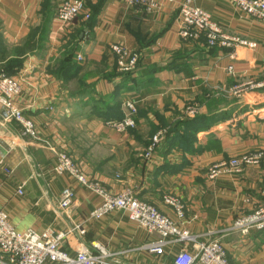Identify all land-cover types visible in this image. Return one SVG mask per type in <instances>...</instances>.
Returning a JSON list of instances; mask_svg holds the SVG:
<instances>
[{
    "label": "crops",
    "instance_id": "obj_1",
    "mask_svg": "<svg viewBox=\"0 0 264 264\" xmlns=\"http://www.w3.org/2000/svg\"><path fill=\"white\" fill-rule=\"evenodd\" d=\"M61 1L0 0V73L18 82L14 101L37 133H23L0 105V209L15 230L63 232L69 254L104 248L123 264H173L180 249L195 252L216 238L231 264H264V230L232 228L264 201V155L237 174L208 179L205 173L212 162L264 154V22L226 0H190L224 32L255 43L229 49L209 46L203 36H179L184 0L154 12L123 0H83V13L66 24L55 15ZM114 44L139 54L132 70H117ZM127 100L135 103L136 124L118 132L106 122L123 117ZM192 103L199 106L194 115L186 112ZM158 128L166 132L145 155ZM52 147L110 192L132 187L196 241L168 244L156 255L142 248L153 236L123 211L91 217L99 197L54 171ZM67 186L73 202L61 208ZM168 194L183 203V218L164 202ZM75 225L82 232H69Z\"/></svg>",
    "mask_w": 264,
    "mask_h": 264
},
{
    "label": "built area",
    "instance_id": "obj_2",
    "mask_svg": "<svg viewBox=\"0 0 264 264\" xmlns=\"http://www.w3.org/2000/svg\"><path fill=\"white\" fill-rule=\"evenodd\" d=\"M124 3L138 6L146 12H154L164 2L174 0H123ZM235 8L243 11L258 21L264 22V0H226ZM85 3L83 0H63L56 8V18L63 24L73 21L83 13ZM86 16H88L86 14ZM177 32L183 39H196L203 36L209 46H221L233 49L238 45L249 47L255 43L237 35L228 34L216 23L209 12L191 5L190 0H184L179 6L177 18ZM112 51L116 57L118 68L123 71L132 70L139 59V54L131 51L123 45H112ZM230 58L234 57L231 52ZM232 71V66H227ZM241 86H236L238 91ZM20 92L16 79L10 75L0 73V105L4 108L8 117L18 121L23 133L37 138L33 120L26 117L16 105L14 97ZM126 112L122 118L110 120L106 123L118 132H125L134 126L132 114L136 112L135 103L131 100L125 102ZM197 108L188 107L186 112L195 114ZM165 129L158 130L152 137L149 151H153L159 140L165 134ZM52 150L55 151L52 147ZM148 152L147 155H150ZM57 158L54 171L58 174H69L76 182L86 187L99 197V201L91 211L93 218L102 217L112 211L120 210L135 223L148 236L153 238L142 246L149 253L162 255L168 244L175 242H195L196 236L187 230H182L178 221L159 211L154 205L136 197L132 187H124L117 192H110L99 179L86 176L80 166L65 151H55ZM262 151L248 152L235 156L230 160H223L209 165L206 169L208 179H215L221 175L237 174L243 166L256 164L263 157ZM10 173V169L5 168ZM18 193H22L19 188ZM74 198V190L71 186L65 187L60 196L59 206L67 208ZM164 202L171 206L177 217L183 218L184 206L181 200L171 194L164 196ZM233 229L246 233L250 229L264 230V203L256 207L252 212L237 218ZM79 229L78 225L70 228L69 232ZM81 232L82 230L79 229ZM65 233L45 230L37 232L28 229L18 232L8 219V214L0 209V264H123L115 257V253L108 252L104 248L93 253L87 248L79 249L74 255L69 254L63 248ZM173 264H231L224 246L219 239H209L198 243L195 252L184 248L173 256Z\"/></svg>",
    "mask_w": 264,
    "mask_h": 264
},
{
    "label": "rangeland",
    "instance_id": "obj_3",
    "mask_svg": "<svg viewBox=\"0 0 264 264\" xmlns=\"http://www.w3.org/2000/svg\"><path fill=\"white\" fill-rule=\"evenodd\" d=\"M137 65V64H136ZM116 68H117V70L119 71V72H127V71H123V70H120L119 68H118V64H117V62H116ZM128 71H130V70H128ZM188 107H196L197 109H198V103H195V104H190V105H187L186 106V108H188ZM198 111V110H197ZM126 112V111H125ZM132 117H133V119H134V126H132V127H130V128H128V130H132L134 127H135V124H136V121H135V113L134 114H132ZM160 129H162V128H160ZM159 128L151 135V138H150V142H149V144L147 145V147H146V150H145V155H147L148 154V152H151V151H149V148H150V145H151V142H152V137L155 135V133L158 131V130H160ZM128 130H126L125 132H127ZM258 151H261V150H258ZM231 158H233V157H231ZM231 158H229V159H224L225 161H227V160H230ZM262 159H263V157H262ZM262 159L258 162V163H256V164H259L261 161H262ZM221 161H223V160H221ZM217 162H220V161H217ZM217 162H212V163H210L209 165H211V164H213V163H217ZM208 165V166H209ZM207 166V167H208ZM245 166H243V168H244ZM243 168H242V170H243ZM206 173V176H207V171L205 172ZM240 173V172H239ZM208 178V177H207ZM264 194V193H263ZM263 203H264V201H262ZM262 202L261 203H259V204H257V206L256 207H258L259 205H261L262 204ZM255 207V208H256ZM254 208V209H255ZM243 216V215H242Z\"/></svg>",
    "mask_w": 264,
    "mask_h": 264
},
{
    "label": "trees",
    "instance_id": "obj_4",
    "mask_svg": "<svg viewBox=\"0 0 264 264\" xmlns=\"http://www.w3.org/2000/svg\"><path fill=\"white\" fill-rule=\"evenodd\" d=\"M139 60V59H138Z\"/></svg>",
    "mask_w": 264,
    "mask_h": 264
}]
</instances>
